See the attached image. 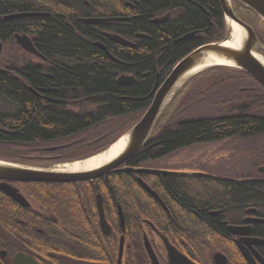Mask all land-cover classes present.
I'll return each instance as SVG.
<instances>
[{
  "label": "trees",
  "instance_id": "obj_1",
  "mask_svg": "<svg viewBox=\"0 0 264 264\" xmlns=\"http://www.w3.org/2000/svg\"><path fill=\"white\" fill-rule=\"evenodd\" d=\"M88 1L90 7L81 0H34V9L50 14L15 21L19 25H34L47 60L42 66L23 67L21 79L0 74L3 102L0 158L33 162L34 155L41 153L39 148L47 144L62 145L59 153L64 157L61 160H68L70 157L65 155L71 151L85 150L86 154L69 161L98 153L127 132L145 113L152 102L157 74L160 84L189 51L222 40L227 33L220 0ZM234 4L237 13L244 16L248 13L260 19L248 7L237 1ZM6 9L0 3V15ZM168 11L171 16L164 23L151 21L154 16ZM91 13L130 16V21L114 27L116 33L128 38L136 32L146 36L139 38L134 46L117 39L103 40L114 55L109 56L94 44L97 29L77 19L79 15ZM8 26L9 30L16 28L14 22ZM193 30H199V34L182 42L177 40ZM122 74L133 75L136 80L120 84L117 80ZM30 87L45 97L36 96ZM182 89L183 98H175L167 106L147 145L128 164L147 165L196 144L230 138L264 139V87L249 73L215 66L192 77ZM253 160L264 164V156ZM157 180L173 198L182 200L185 206H192L200 214L210 207L221 209L222 214H230L234 219L250 203L264 208V186L257 183L207 185L200 195L193 192L192 181L207 182L212 178H197L193 172H182L161 175ZM17 185L26 196L54 213L60 223L58 228L69 230L72 236L83 229L81 217L85 210H81L82 206L86 207L88 216L96 213L97 192L101 191L110 202L119 199L130 203L132 196H142L135 177L128 172L109 173L82 182ZM159 191L165 196L166 193ZM138 198H135L136 204L140 202ZM205 217L207 222L220 218ZM2 232L6 234L7 246L13 240L19 248L34 255V212L0 189V235ZM119 234L117 231L113 236L101 237L102 247L98 248L97 258L102 264L117 263ZM86 238L89 239V235ZM89 249L88 258H92L94 252ZM126 254L127 250L124 263ZM206 254L200 251L198 256L203 259Z\"/></svg>",
  "mask_w": 264,
  "mask_h": 264
},
{
  "label": "flooded vegetation",
  "instance_id": "obj_2",
  "mask_svg": "<svg viewBox=\"0 0 264 264\" xmlns=\"http://www.w3.org/2000/svg\"><path fill=\"white\" fill-rule=\"evenodd\" d=\"M81 2L87 7L91 6L88 0H81ZM0 3L5 9L10 7V9H6L0 15V74L11 76L15 79H21V70L23 67H26L28 64L42 66L47 60V57L39 45V36L34 30V25H19L16 22L32 20L34 16H47L50 13L42 11V9H34V0H0ZM18 4L20 5L18 6ZM125 4L133 7L129 2H126ZM23 5L27 7H22ZM233 5L235 4L233 3ZM51 9L52 11L55 10L54 6ZM35 12L41 14L34 15ZM235 13L243 21L254 28L258 38L262 44H264V35L260 30V28L262 29V26H259L257 23L261 20L256 19L248 13H245L246 16L237 13L236 10ZM170 16L171 14L168 11L163 15L154 16L151 21L156 24H162L168 20ZM88 18L116 19L93 24L84 21V19ZM161 18H164V21L157 22V20ZM77 19L82 23H87L93 26L94 30L97 29V39L94 40L96 46H98L97 43H102L104 45L103 40H116L114 38L115 36L128 40L130 44L126 45L134 46L139 38L146 36L144 33L136 32L133 36H129L128 38L116 33L114 27L119 23L130 21V16L91 13L79 15ZM12 22H14L16 28L9 30L8 25L12 24ZM198 34L199 30H193L184 33L177 40L182 42L191 39ZM19 38L24 41L29 39L31 48L25 47L19 42ZM117 40L120 41L119 39ZM34 48L36 49V52H34ZM107 50L108 52L105 51L109 56H114L110 53L108 48ZM261 52L264 54V50H261ZM158 78L159 74H157L156 83H159ZM30 89L34 91L36 96L45 97L35 88L33 89L30 87ZM2 106L3 102L0 100V108ZM233 140L234 142H229ZM227 142L230 144V149L227 148L228 150L240 151L239 156H242V158L241 162L237 163L243 165L247 164L248 156L256 158L264 156V139L262 138H230L219 142L202 144L222 143L225 145ZM197 145L199 144L193 146ZM61 147L62 145L47 144L39 148L41 153L34 155L33 162L25 161L22 158L18 161L34 163L36 166L41 165L43 167H49L48 164L61 160L63 157V155L59 153ZM181 150L183 149L177 150L174 153ZM174 153L170 155H173ZM163 158L151 161L147 165L139 164L135 166L128 163L127 165L183 172L176 167L165 168L162 166L150 165V163L159 161ZM250 162L254 163L249 164ZM250 162L248 165L243 166L244 169L240 170L239 173H233V170H229L231 168L230 166L227 167L228 169L226 172H220L209 169L208 165L203 164L204 162H200V164L198 163L195 169H192L193 171L191 170V172L194 173V176L197 178H212L213 180L207 182L198 180L192 181L191 185L193 192L201 195L203 192L202 189L204 190L207 185L219 186L242 182H253L264 186V173L259 170V167L264 164H256L255 161ZM127 165H123V167ZM115 172L120 173L127 171L117 170ZM128 173L133 174L137 185L140 186L138 189L140 191L142 190V196H140V198L132 196L130 203H126L125 201V203L123 201L122 203L119 199L110 202L105 199L101 191L96 193V196L98 193H101L103 196L104 214L110 226V231L108 233L104 232L101 225L96 196V213L89 214L88 216V213H86V207L82 206L81 210H85L84 216L81 217L83 229L80 234H73V236L70 234L69 230L58 228L60 227V223L54 213L46 211V209L40 206L35 199L33 200L26 196L29 201V206H21L27 207L34 212V255L19 248L20 246L15 244L13 240H11L10 245L7 246L8 241L6 234L2 232L0 235L2 236L0 238V264H14V256L18 252L33 256L38 264H102L97 258V251H99L98 248L102 247L101 237L113 236L117 231L120 233L118 252L121 236L124 235L125 238L122 264H181L180 261H175V259L170 257L165 238L168 239V242L172 246L186 255L195 264H220L215 260L214 255L216 253H222L226 257V264H250L247 256L252 258L255 264H264V208H261L254 203H250L249 205H245L237 218L234 219H231L230 214H222L221 209L210 207L204 208V213L200 214V212L192 206H185L182 200L173 198L163 187L162 182L157 180V177L161 175L136 172ZM140 178H142L157 195L148 191L140 182ZM18 183L20 182H13L15 185ZM159 190L163 191L164 194L166 193L165 196L160 194ZM134 197L138 198L137 200L140 201L138 204H136ZM120 206L124 214L125 232L122 231L121 226L119 212ZM205 215L209 218H220L216 221L211 220V222H207ZM20 221L22 223L25 222L23 219H20ZM116 221H118V224ZM88 224L94 227H90V225L88 227ZM214 225L219 227H214ZM230 226L238 227V231L234 233V231L230 229ZM87 227L88 232L86 231ZM87 235H89V239L86 238ZM145 237L148 238L157 261H154L148 252L145 244ZM89 248L94 252L92 258L91 256L88 258V255L91 252L88 253ZM2 250H5L7 253L3 254L1 252ZM126 250L127 254L124 263ZM200 251L207 252L205 256H201L203 259L198 256Z\"/></svg>",
  "mask_w": 264,
  "mask_h": 264
},
{
  "label": "water",
  "instance_id": "obj_3",
  "mask_svg": "<svg viewBox=\"0 0 264 264\" xmlns=\"http://www.w3.org/2000/svg\"><path fill=\"white\" fill-rule=\"evenodd\" d=\"M234 1H237L238 3L251 9L264 22V0H220L226 21V36L222 40L202 44L190 51L173 66L167 77L160 84L156 83L151 94L153 98L150 106L147 108L139 121L116 140L118 141L123 137H127L124 148L117 154V156L108 160L107 162H104L100 166L75 172L57 171L49 167L27 165L0 158V189L19 204L23 206H29L27 197L23 194L18 186L13 184V182H82L100 178L117 170L157 175H169L172 173H177L178 171L175 172L167 169L133 167L127 165V163L134 155L140 152L147 145L162 113L170 104L175 94L182 86L185 85L188 80L208 68L224 66L236 68L249 73L264 87V64L255 56V53H260L261 49L264 47L260 42L254 28L236 15L233 5ZM40 14L41 13L38 12L34 13V15ZM113 19L116 18H88L84 19V21L87 23L96 24ZM162 21H164V18L157 20V22ZM230 21L235 22L244 31L242 43L238 46V48L228 46L226 43L231 39L232 31L229 24ZM114 38L119 39L122 43L130 44V42L124 38L117 36ZM19 42H21L25 47L31 48L29 39L24 41L19 38ZM97 45L108 52L106 46L102 43H97ZM34 52H36L35 48ZM219 60H225L226 62L221 63ZM135 80L136 78L133 75L122 74L119 76L117 81L120 84H130ZM113 144H111L108 148H110ZM105 150L101 152H104ZM123 165L127 166L123 167ZM259 170L264 173V165L259 167ZM140 182L148 191L157 195L142 178H140ZM96 199L101 225L104 229V232L108 233L110 231V226L104 214L102 194L98 193ZM119 212L122 231L125 232L124 214L121 206ZM230 229L234 231V233L238 231V227L230 226ZM124 239V235H122L120 239L117 264H122ZM165 240L167 241V249L169 250V255L172 259H175V261H180L181 264H195L186 255L179 252L174 246H172L168 242L167 238H165ZM145 244L152 259L157 261L147 237H145ZM1 252L3 254L7 253L5 250H2ZM214 257L215 260L220 264L227 263L226 257L222 253H216ZM247 257L250 261V264H255L252 258L249 256ZM14 264L38 263L33 256L27 255L23 252H18L14 256Z\"/></svg>",
  "mask_w": 264,
  "mask_h": 264
},
{
  "label": "rangeland",
  "instance_id": "obj_4",
  "mask_svg": "<svg viewBox=\"0 0 264 264\" xmlns=\"http://www.w3.org/2000/svg\"><path fill=\"white\" fill-rule=\"evenodd\" d=\"M257 23L259 24V26L260 25L262 26V29L260 28V30H261L262 34L264 35V33H263L264 22L258 21ZM262 45L264 47V44H262ZM261 50H264V48ZM260 53L263 54L261 51H260ZM183 87L184 86H182L180 88V90L175 94L173 99L176 98L177 100H180V98H183V91H182ZM173 99L171 100V102L173 101ZM229 142L230 143L234 142V140L229 141ZM227 144H229V143L227 142L225 145L222 143L199 144L197 146L185 148V149H183L177 153H174L173 155L167 156V157H165L159 161L152 162V163H150V165L162 166L165 168L166 167H174V168L176 167V168L182 170L183 172H191L192 169H195V167L198 165V163L200 164V162H204L203 164L208 165L209 169H212L215 171L226 172V170L228 169L227 167L230 166L231 168L229 170H233V173H239L240 170L244 169L243 166L248 165V163L250 161H255V160H253L254 157L248 156L247 157V159H248L247 164L243 165L241 163H237V162H241L242 156H239L240 151L238 152V151L228 150L227 148L230 149V144L229 145H227ZM84 154H86L85 150L84 151H77V152L71 151L70 153H67V155H65V156H68L70 158H75L78 156H84ZM68 157H66V158H68ZM69 159L68 160L54 161L48 165H49V167L50 166L53 167L55 165L65 163L66 161H69ZM6 160H8V159H6ZM9 161L34 166V163H28V162L24 163V162L13 161V160H9ZM253 163L254 162H250L249 164H253ZM39 166H41V165H39Z\"/></svg>",
  "mask_w": 264,
  "mask_h": 264
},
{
  "label": "bare ground",
  "instance_id": "obj_5",
  "mask_svg": "<svg viewBox=\"0 0 264 264\" xmlns=\"http://www.w3.org/2000/svg\"><path fill=\"white\" fill-rule=\"evenodd\" d=\"M231 26V39L228 40L226 43L228 46L238 48L239 45H241L243 37H244V31L243 29L238 26L235 22L230 21L229 22ZM255 56L264 64V55L261 53L256 52ZM221 63L226 62L225 60H219ZM126 138L123 137L116 141L110 148L105 150L104 152H101L97 155H94L90 158H87L85 160H77L73 162L68 163H62L55 166H50L49 168L57 171H82L87 170L96 166H100L104 162H107L108 160L114 158L117 156V154L124 148L126 144Z\"/></svg>",
  "mask_w": 264,
  "mask_h": 264
}]
</instances>
